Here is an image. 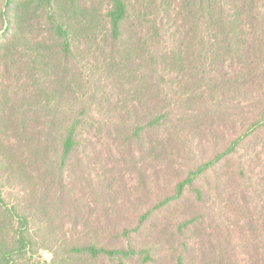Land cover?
Wrapping results in <instances>:
<instances>
[{"label": "trees", "instance_id": "obj_1", "mask_svg": "<svg viewBox=\"0 0 264 264\" xmlns=\"http://www.w3.org/2000/svg\"><path fill=\"white\" fill-rule=\"evenodd\" d=\"M6 1L9 11L1 21H17L20 5L32 9L30 24L40 23L45 35L20 49L63 57L71 65L65 84L80 106L63 103L61 90L47 98L33 85L20 108L47 110L49 121L39 126L45 137L60 139V150L43 152L46 159L25 154L19 161L10 157L17 137L0 141L9 149L0 171L24 196L2 206L0 193V264H47L38 256L40 248L53 254L51 264H243L241 257L264 264V0ZM185 35L191 41L187 48ZM183 74L200 78L185 95L177 82ZM115 76L132 80L130 94L147 82L163 102L138 108L125 120L106 121L102 103ZM3 84L2 79L0 100ZM196 98L197 107L183 108ZM95 105L103 112L104 133H115L116 146L148 150L149 133L159 145L170 143L162 153L166 163L160 164L176 168L172 196L165 193L151 205L146 196L152 185L143 180L125 197L116 192L83 140L87 125L98 128ZM5 114L0 102L1 117ZM75 174L85 175L90 223H82L77 212ZM37 193L40 201L32 204L30 195ZM188 194L198 212L173 226L149 223ZM37 238H46L47 245Z\"/></svg>", "mask_w": 264, "mask_h": 264}, {"label": "rangeland", "instance_id": "obj_2", "mask_svg": "<svg viewBox=\"0 0 264 264\" xmlns=\"http://www.w3.org/2000/svg\"><path fill=\"white\" fill-rule=\"evenodd\" d=\"M21 2L22 0H19L17 4ZM31 10L26 5H20L18 12L19 19L17 21H5L4 19L1 21L3 18L2 13L4 12L7 15L9 10L7 8V1L0 0V80L3 79L5 82L3 84L0 102L1 107L5 109L6 113L4 117L0 115V141L5 140L6 135L11 137L15 135L17 137V147L10 153V157L13 160L19 161L25 154L30 159H35L37 156L38 158L46 159L47 157L43 155V152H46L49 156L54 150H60L61 145L60 139L54 134H47L46 137L42 135L44 134V129L39 125H43L45 121L46 123L49 121L47 110L35 109L33 112H28L24 110L23 106L22 109L20 108L33 85L37 86L39 89L38 92L46 93L47 98L53 96L52 91L61 90L63 103L70 104L75 110L80 106H76L77 97L74 90L65 84L68 74L70 76L68 69H71V65L63 57H59L56 51L51 50L43 52L42 49V54L39 56L34 55L33 52L31 56L30 53L21 51L20 48L22 46L30 48L35 44L34 41L36 39H40L41 36L45 35V29H43L40 23L34 22L30 24L34 17ZM182 16V20L180 17L178 18V24L181 26L179 35L184 33V27L186 26L184 12H182ZM8 26L9 30L7 31ZM261 28L264 33V25ZM12 37H16L18 41H12ZM189 40L185 35V39L182 41L184 48H187L186 46L191 42ZM199 81L200 78L192 80L185 74L180 75L177 79L178 85L180 86L179 89L183 95L197 88ZM129 84L132 85V80L128 76L125 78L122 77L121 80L115 76L110 81L108 94L104 98V103H102V108L106 112V121L108 119L109 121L116 122L125 120L129 114L131 115L138 108L140 110L145 108L150 110L158 103L163 102L160 98L156 97L157 95L147 82L145 84L147 88L144 87L139 92L132 94H130V89H128ZM118 92L122 94H117ZM208 97H205L203 100L201 99V101L206 103ZM198 99H192L195 100L193 103H185L186 101L184 100L183 104H185L183 108L197 107L199 105ZM39 101L40 99L36 103H39ZM94 108L97 110V116H93V119L96 120L93 125L98 128L92 129L93 127L91 125L86 124V130H89V132L83 134V140L90 142L93 152L92 161L102 164L101 166L105 167L106 174L113 183L116 192L125 197L129 191L131 192L138 185L140 180H143L146 184L152 185V187H148L149 195L146 196L151 205L157 203L156 197H161L165 193L172 196L173 185L177 180L176 168L172 162L170 165L160 164L166 163L161 162L165 160V156L162 153L170 143L159 145L155 142L158 139L156 134L149 133L147 136L148 140L146 141L150 142L148 150L145 148L139 151V148L127 143L116 146L118 144L115 133L106 134L108 130L104 133V129L100 125L105 120L104 116L102 117L103 112H101V107L95 105ZM38 114V120H35ZM28 124L29 129L27 128ZM107 129L110 128L107 127ZM34 133L39 135L36 136ZM36 148L38 154H36ZM8 150L5 145H0V160H2L3 155L7 154ZM154 151L156 155H151L150 153L153 154ZM74 158V156L71 157V160ZM84 177L85 175L75 174L73 186L70 185V187L72 186L73 188L76 186L75 195H78L80 199V204L77 202V212L81 217V222L83 223L85 221L90 223V220L93 218L90 216L92 209L87 205L88 197L86 191H84ZM5 179L6 176L0 171V193H2L5 199V204H0L2 206H6L8 203L10 205L14 204L16 200L24 198L19 193L20 189L15 185H8ZM36 183H39V180ZM166 185L168 186L166 187ZM160 187H165V191L160 192L157 189ZM67 189L62 194L64 195L65 203L69 205L70 192L68 193ZM45 190L49 193H55L52 190ZM30 199L32 204L38 203L40 201L39 194L37 193L33 198L30 195ZM46 204L49 203L46 202ZM195 211L198 212L195 197L194 195L188 194L184 199L174 202L169 207L163 208L162 212L149 223H165L166 225L173 226L176 223H180L182 218L190 217L193 213H196ZM1 214L2 212L0 210ZM3 221V219H0V223ZM203 235L207 236L205 232ZM211 235L214 238L216 233L214 232ZM46 241V238H37V242L42 245H47ZM38 256L41 261L51 264L53 254L46 248H40ZM241 259H245V263L243 264H249L247 257H241Z\"/></svg>", "mask_w": 264, "mask_h": 264}]
</instances>
